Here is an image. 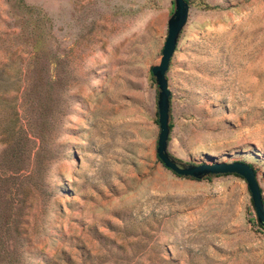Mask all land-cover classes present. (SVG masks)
<instances>
[{
	"label": "rangeland",
	"instance_id": "1",
	"mask_svg": "<svg viewBox=\"0 0 264 264\" xmlns=\"http://www.w3.org/2000/svg\"><path fill=\"white\" fill-rule=\"evenodd\" d=\"M167 150L250 163L264 199V0H186ZM173 0H0V264H264L244 179L155 154Z\"/></svg>",
	"mask_w": 264,
	"mask_h": 264
},
{
	"label": "water",
	"instance_id": "2",
	"mask_svg": "<svg viewBox=\"0 0 264 264\" xmlns=\"http://www.w3.org/2000/svg\"><path fill=\"white\" fill-rule=\"evenodd\" d=\"M187 13L188 5L186 0H173V9L166 21V33L160 49L159 60L150 66V72L157 87L155 103L158 132L155 154L165 167L178 175L194 178H200L208 174L232 172L240 175L244 179L249 191L256 219L260 226L264 228V204L253 168L248 162L241 160L185 162L175 159L167 150L169 89L167 87L165 72L175 48L180 29L186 21Z\"/></svg>",
	"mask_w": 264,
	"mask_h": 264
},
{
	"label": "trees",
	"instance_id": "3",
	"mask_svg": "<svg viewBox=\"0 0 264 264\" xmlns=\"http://www.w3.org/2000/svg\"><path fill=\"white\" fill-rule=\"evenodd\" d=\"M168 125H169V128L171 127V122H169L168 121ZM249 165L253 168V166L249 163ZM253 171H254V174H255V169L253 168ZM233 173V172H232ZM220 174H226V173H219V174H208V175H220ZM234 174H236V173H234ZM237 175V174H236ZM256 177V176H255ZM259 190H260V194H261V189H260V187H259ZM261 198H262V201H263V204H264V199H263V196L261 195ZM251 200V199H250ZM256 224L259 226V227H261L260 226V224L258 223V221H257V219H256ZM261 228H263V227H261ZM264 229V228H263Z\"/></svg>",
	"mask_w": 264,
	"mask_h": 264
}]
</instances>
